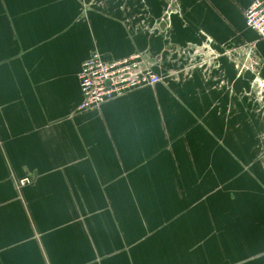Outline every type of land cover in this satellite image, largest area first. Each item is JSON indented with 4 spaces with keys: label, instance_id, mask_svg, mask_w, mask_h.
<instances>
[{
    "label": "crops",
    "instance_id": "1",
    "mask_svg": "<svg viewBox=\"0 0 264 264\" xmlns=\"http://www.w3.org/2000/svg\"><path fill=\"white\" fill-rule=\"evenodd\" d=\"M251 1L0 0V264H264ZM93 48L161 81L78 111Z\"/></svg>",
    "mask_w": 264,
    "mask_h": 264
},
{
    "label": "built area",
    "instance_id": "2",
    "mask_svg": "<svg viewBox=\"0 0 264 264\" xmlns=\"http://www.w3.org/2000/svg\"><path fill=\"white\" fill-rule=\"evenodd\" d=\"M244 22L248 29L264 39V0L251 1L244 11ZM77 77L81 93L78 111L96 109L107 101L161 81L142 53L107 60L97 48L83 60ZM26 181L27 178L20 183Z\"/></svg>",
    "mask_w": 264,
    "mask_h": 264
},
{
    "label": "rangeland",
    "instance_id": "3",
    "mask_svg": "<svg viewBox=\"0 0 264 264\" xmlns=\"http://www.w3.org/2000/svg\"><path fill=\"white\" fill-rule=\"evenodd\" d=\"M260 43H264V39L259 38L256 34L253 35V38H248L246 69L243 70V73L245 72L247 79V112L250 116L247 119L248 123L250 124L251 121L256 124L255 126H261L264 129V53L261 54L258 50ZM254 135L258 146L257 150L259 149L258 152H254L256 156L264 158V130L258 131ZM163 195L165 196L135 198V209H173L167 193ZM190 201L191 199L186 197L185 192L183 202L181 203L179 200V205L183 209H190Z\"/></svg>",
    "mask_w": 264,
    "mask_h": 264
}]
</instances>
